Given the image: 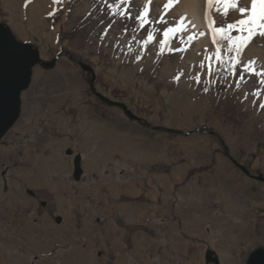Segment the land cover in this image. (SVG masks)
<instances>
[{
  "label": "rangeland",
  "instance_id": "rangeland-1",
  "mask_svg": "<svg viewBox=\"0 0 264 264\" xmlns=\"http://www.w3.org/2000/svg\"><path fill=\"white\" fill-rule=\"evenodd\" d=\"M123 1L130 31L73 37L92 0H0V24L53 61L34 66L0 139V264H246L264 247L263 85L218 72L212 28L183 26L182 0ZM238 18L215 6L213 27ZM239 61L264 73V39ZM124 202L162 209L119 213Z\"/></svg>",
  "mask_w": 264,
  "mask_h": 264
},
{
  "label": "water",
  "instance_id": "water-1",
  "mask_svg": "<svg viewBox=\"0 0 264 264\" xmlns=\"http://www.w3.org/2000/svg\"><path fill=\"white\" fill-rule=\"evenodd\" d=\"M39 63L49 66L53 61H42L37 47L19 39L8 25L0 24V139L19 117L22 105L21 94L29 87L33 68ZM80 64L94 76L93 68L89 64L84 62ZM97 94L105 101L120 105L129 117L138 118L131 113L126 104ZM244 170L247 171L245 168ZM256 177L264 180L263 176ZM246 264H264V247L258 246L253 249Z\"/></svg>",
  "mask_w": 264,
  "mask_h": 264
},
{
  "label": "trees",
  "instance_id": "trees-1",
  "mask_svg": "<svg viewBox=\"0 0 264 264\" xmlns=\"http://www.w3.org/2000/svg\"><path fill=\"white\" fill-rule=\"evenodd\" d=\"M80 1L81 0H68V8L72 9V7ZM121 4H124L123 0H117L113 4H109L106 0H92V6L89 12L78 20L77 25L71 28V36H76V33L81 30L87 31L89 30L88 27L93 25L96 27H106L110 25L111 27L116 24L119 29L130 31L133 27L127 24V22H123L126 18V10L120 6ZM61 13L62 9L50 12V21L52 24L60 17ZM146 23V19H139L138 22L135 23V26H144ZM214 27H226V24L221 23ZM212 34V43L215 53L217 56L221 57L217 65L218 72L229 73L230 70H233L232 79L235 85H246L248 89H255L259 82V84L263 85L262 89H264V73L259 67L255 64L242 66L239 59L243 51L238 54L235 45L229 44L227 37H223L222 34L213 33V31ZM230 35L235 39V37L242 35V33L233 29ZM244 35H246V33H244ZM245 46L246 45H242L243 49ZM214 85L219 91L228 89V86L224 83H215Z\"/></svg>",
  "mask_w": 264,
  "mask_h": 264
},
{
  "label": "snow or ice",
  "instance_id": "snow-or-ice-1",
  "mask_svg": "<svg viewBox=\"0 0 264 264\" xmlns=\"http://www.w3.org/2000/svg\"><path fill=\"white\" fill-rule=\"evenodd\" d=\"M55 2L59 0H54ZM207 5L209 9L215 5L216 12L225 18L233 12L239 14V18L228 22L226 27H213L215 20L212 19L210 12L207 14L209 27L212 28L213 33L227 37L229 44L235 45L238 54L243 51L242 45H247L254 37L258 40L264 39V0H250V2L249 0H207ZM233 29L242 35L233 39L230 35Z\"/></svg>",
  "mask_w": 264,
  "mask_h": 264
},
{
  "label": "bare ground",
  "instance_id": "bare-ground-1",
  "mask_svg": "<svg viewBox=\"0 0 264 264\" xmlns=\"http://www.w3.org/2000/svg\"><path fill=\"white\" fill-rule=\"evenodd\" d=\"M214 8H215V5L213 6L212 9L208 8L207 0H182L183 11L186 12L188 15H191L193 17L191 20H184L182 22L183 26H185V27L190 26L191 28L196 29V30H198L201 27H205L206 29H209L210 28L209 27L210 21L208 19L207 14L210 12L212 19H213ZM90 162H91V158H89L87 160V164L90 165ZM56 163H58V162L55 159V157L52 155L48 160V164L51 166V165H54ZM18 174H19L18 172H15V177L21 178ZM34 177H35V178H33L34 180L31 178L32 181H34L36 183L39 182L40 175L36 174ZM80 189L83 191H86V190H90L91 187L82 186V187H80ZM16 199H17L18 204L22 203V195L19 192L16 193ZM66 202L71 203V201H66ZM8 204H10L9 201H8ZM117 208L119 211L124 212V213H128V214H130L132 212H134L135 214H137V213L142 214V213H145L149 208L154 209V213H157L158 211H160L162 209V207L160 205L155 204V203L148 206V204H146V203H136V202H124V203H121L120 205H118ZM198 228H199L198 227V221H196L194 219L191 221V224H188V226H187V230L189 233L197 232Z\"/></svg>",
  "mask_w": 264,
  "mask_h": 264
},
{
  "label": "crops",
  "instance_id": "crops-1",
  "mask_svg": "<svg viewBox=\"0 0 264 264\" xmlns=\"http://www.w3.org/2000/svg\"><path fill=\"white\" fill-rule=\"evenodd\" d=\"M118 209V208H117ZM119 211V210H118ZM119 213H120V211H119ZM124 214V213H123Z\"/></svg>",
  "mask_w": 264,
  "mask_h": 264
}]
</instances>
